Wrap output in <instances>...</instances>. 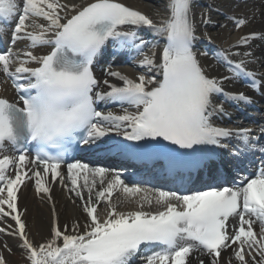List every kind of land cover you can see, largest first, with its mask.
<instances>
[{
  "label": "snow or ice",
  "instance_id": "obj_1",
  "mask_svg": "<svg viewBox=\"0 0 264 264\" xmlns=\"http://www.w3.org/2000/svg\"><path fill=\"white\" fill-rule=\"evenodd\" d=\"M225 18L239 30L255 14ZM212 23L210 9L197 19L194 0H164L148 12L121 0H0V42L10 45L0 52V89L9 81L14 89L12 97L0 94V223L15 222L0 233L18 237L24 264H193L194 252L208 264H264V162L225 186L217 152L231 146L235 161L264 153V129L256 136L215 122L231 119V105L253 102L227 91V83L244 79L264 94V78L248 67L255 62L251 42L264 40V32L218 47L200 28ZM145 30L155 51H145ZM199 42L209 50L197 52ZM109 45L113 55L136 53L146 71L130 77L108 64L104 75L112 79L98 78L94 65ZM209 55L224 73L201 63ZM110 103L119 114L101 110ZM68 146L100 160L165 157L170 171L186 164L207 172L208 181L188 194L144 188L126 182L114 161L67 162ZM28 181L49 201L59 183L73 204L80 201L82 217L61 225L53 204L49 237L29 239L18 209ZM5 252H12L7 243L0 264H8Z\"/></svg>",
  "mask_w": 264,
  "mask_h": 264
},
{
  "label": "bare ground",
  "instance_id": "obj_2",
  "mask_svg": "<svg viewBox=\"0 0 264 264\" xmlns=\"http://www.w3.org/2000/svg\"><path fill=\"white\" fill-rule=\"evenodd\" d=\"M127 6L137 8L141 11L148 12L150 8L159 7L164 3V0H121ZM195 10L197 13V19H199V12L201 10H209L212 24L205 27L201 25V30H206L209 32L215 40L213 46L218 47H228L229 44H232L240 36L247 34L251 31L264 32V15H261L264 12V2L262 0H194ZM255 14V18L251 19L250 23L245 27L236 30L235 26L227 20L226 16H248L251 17ZM220 25H226V27L221 28ZM199 35V32L197 33ZM141 36L145 41H148L149 50L155 51L152 49L151 45L153 42V36L147 30L141 32ZM6 43V42H5ZM7 47L10 45L6 43ZM17 47H23V44H18ZM210 46L207 42H199L196 44L195 50L197 52H204L209 50ZM251 49L255 56V62L248 65L250 70H253L257 73L258 78H264V40L256 39L251 42ZM245 49H241L244 51ZM106 60H104V67L106 68L108 64H111L113 70H119L123 74L134 77L138 72L146 71V69H141L138 67V60L140 59L136 53H132L130 57L129 53L126 51L118 52L113 55V47L110 45L106 51ZM129 56V57H128ZM201 63L204 65H213L219 69L221 73H224V69L219 66L217 61H215L211 55L209 56H200ZM100 72L101 80L104 78L112 79L105 77L104 69ZM155 74V72H153ZM116 82V81H112ZM240 85L243 86V83H238L234 80L226 84V90L230 92H241ZM3 89H6L4 91ZM2 95L9 96L11 91L10 83L3 85V88L0 89ZM252 99L255 100L254 105H258V99L253 96L249 91H243ZM11 93V92H10ZM264 106V105H263ZM127 107V105H125ZM260 109V106L257 107ZM132 110V109H129ZM121 111L120 107L112 112L119 114ZM229 115L233 119L239 118L238 112L234 105H231L228 109ZM247 111L257 112L253 108H247ZM259 125L264 129V117H259ZM215 122L219 125L229 124V121L225 117H221L220 120L217 119ZM120 139L121 137H115ZM51 201L48 200L47 196L44 194H37L35 190L34 183L31 181L26 182L25 185H22L20 191L18 192V209L22 213V219L27 225V232L29 234V239L34 240L35 242H42L44 239L49 237L50 228L53 221L52 215V206L55 205L56 216L59 219L61 225L65 222L71 223L77 217H82V211L78 207L80 201L77 200L76 204H73L69 198L66 191L59 185V183L51 185ZM114 195L113 202H116L117 196ZM122 208L126 209L130 206L127 204H122ZM26 210V211H25ZM102 210V208H101ZM11 225L15 227V222L10 218L6 217L3 223H0V227H5ZM255 227L258 228V225ZM10 231V229H9ZM7 243V245L12 249L11 253L5 252V258L8 261V264H24L23 251L19 247L20 241L18 237L13 235L0 233V245ZM225 258L228 257V253H223ZM203 259L205 264H208L209 257L193 254L190 257V260L195 264L196 261Z\"/></svg>",
  "mask_w": 264,
  "mask_h": 264
},
{
  "label": "rangeland",
  "instance_id": "obj_3",
  "mask_svg": "<svg viewBox=\"0 0 264 264\" xmlns=\"http://www.w3.org/2000/svg\"><path fill=\"white\" fill-rule=\"evenodd\" d=\"M149 50V46L146 48V51Z\"/></svg>",
  "mask_w": 264,
  "mask_h": 264
}]
</instances>
